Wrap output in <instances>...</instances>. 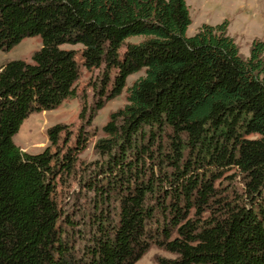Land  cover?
Listing matches in <instances>:
<instances>
[{
  "label": "trees",
  "instance_id": "1",
  "mask_svg": "<svg viewBox=\"0 0 264 264\" xmlns=\"http://www.w3.org/2000/svg\"><path fill=\"white\" fill-rule=\"evenodd\" d=\"M191 23L188 0H0V49L43 40L0 69V264H137L154 244L175 255L158 264H264V42L244 56L229 21ZM82 66L101 70L97 109L128 102L66 208L88 134L56 124L37 153L13 137L76 94Z\"/></svg>",
  "mask_w": 264,
  "mask_h": 264
},
{
  "label": "rangeland",
  "instance_id": "2",
  "mask_svg": "<svg viewBox=\"0 0 264 264\" xmlns=\"http://www.w3.org/2000/svg\"><path fill=\"white\" fill-rule=\"evenodd\" d=\"M188 5L192 18L187 30L188 36L194 35L203 24L216 25L227 20L229 34L234 37L244 56L250 55L254 40L264 42V0H188ZM136 38L134 36L131 39L138 40ZM42 45V37L36 35L25 37L9 50L0 49V69L15 59L32 61L34 53ZM63 47L76 49L80 56L82 45L65 44ZM100 73L99 68L88 69L82 66L81 76L75 84L76 94L65 99L54 109L33 111L13 137L20 151L37 153L50 145L48 131L56 124L64 123L77 134L80 129H84V133L88 134L89 139L79 155L75 175L62 181L58 188L59 201L66 208H70L75 203L78 194L79 197H83L82 201H86L85 189L78 183L79 176L99 160L95 143L103 135V126L110 120L113 112L123 108L128 102L126 88L122 94L111 100L103 98L104 106L100 109L96 108L99 96L95 93L94 84L98 82ZM143 74L144 71H140L131 75L127 81L128 87ZM83 110L85 115L81 117ZM74 138L73 136L71 140L73 141ZM239 178L240 176H237L232 185L236 183L238 185ZM162 257L173 258L175 255L154 244L137 264H158Z\"/></svg>",
  "mask_w": 264,
  "mask_h": 264
}]
</instances>
